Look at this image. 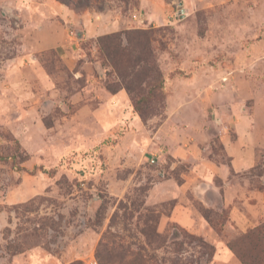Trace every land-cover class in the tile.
Instances as JSON below:
<instances>
[{
  "label": "rangeland",
  "instance_id": "1",
  "mask_svg": "<svg viewBox=\"0 0 264 264\" xmlns=\"http://www.w3.org/2000/svg\"><path fill=\"white\" fill-rule=\"evenodd\" d=\"M128 1H95L104 9L89 10L119 18V32H154L163 95L147 119L134 110L143 125L127 122L104 138L80 114L119 83L97 40L84 45L81 76L52 52L23 63L16 83L15 63H0V264H31L36 250L62 264H264V0ZM9 21L0 11L2 56L16 40ZM243 116L260 144L257 167L233 180L247 218L237 224L220 196L209 207L190 198L216 244L168 219L174 202L148 199L156 183L183 184L192 167L168 154L166 129L192 131L193 141L203 127L211 135L204 154L229 164L221 136L228 129L234 139L232 123ZM221 246L232 256H218Z\"/></svg>",
  "mask_w": 264,
  "mask_h": 264
},
{
  "label": "crops",
  "instance_id": "2",
  "mask_svg": "<svg viewBox=\"0 0 264 264\" xmlns=\"http://www.w3.org/2000/svg\"><path fill=\"white\" fill-rule=\"evenodd\" d=\"M0 11L6 20H10V24L14 17L16 25L13 34L9 35L16 38L15 42L8 44L10 56L0 54V63L16 65L15 73L10 75L14 83L17 82V70L21 69L23 63H43L40 57L49 52L55 53L69 71L81 76L82 72L78 66L83 57L84 45L121 29V21L111 13H96L91 10L76 12L58 0H0ZM98 81L99 79L95 78L93 83ZM102 98L104 102L99 108L92 110L84 107L80 114L92 116L93 130L105 133L104 138L121 129L127 122L135 126L143 125L134 113L125 91L111 94L102 90ZM195 127L197 126H193ZM195 130L193 133L196 140L193 141L192 131L181 133L165 130L168 154L179 163H188L192 167L182 175L184 181L181 185L172 177L156 183L150 192L148 204L174 202L168 219L184 228L192 229L194 233L206 239L212 238L211 241L218 244L217 240L214 241L216 236L208 231V222L191 205L190 198L198 199L209 207V201L215 202L211 198L220 196L222 207L230 209L236 223L241 225V220L247 218L244 216L245 209L238 201L242 185L233 180L251 174V170L257 167L260 160V144L251 118H237L231 127L235 138L230 136L228 129H225L221 136L225 152L230 158L229 164H225L204 154L211 140L210 133L203 127L202 130L198 127ZM217 179L223 181L222 186L216 185ZM222 254L226 258L232 256L223 246L218 256ZM68 255H71V252ZM31 259V264H62L59 256L44 250L33 251Z\"/></svg>",
  "mask_w": 264,
  "mask_h": 264
},
{
  "label": "trees",
  "instance_id": "3",
  "mask_svg": "<svg viewBox=\"0 0 264 264\" xmlns=\"http://www.w3.org/2000/svg\"><path fill=\"white\" fill-rule=\"evenodd\" d=\"M76 12L92 8L102 11L104 0H58ZM126 5L128 0H117ZM152 30H129L101 36L97 45L103 66L111 67L119 80L106 86L117 94L125 89L131 96L134 110L145 120L147 108L162 100L163 77L155 60ZM1 158V157H0ZM206 248H208L206 246ZM213 251V249L211 248Z\"/></svg>",
  "mask_w": 264,
  "mask_h": 264
},
{
  "label": "built area",
  "instance_id": "4",
  "mask_svg": "<svg viewBox=\"0 0 264 264\" xmlns=\"http://www.w3.org/2000/svg\"><path fill=\"white\" fill-rule=\"evenodd\" d=\"M161 153H163V150H161ZM159 160H160V158L158 156L153 155L152 157H150V163L151 164H158ZM94 264H98V263L94 262Z\"/></svg>",
  "mask_w": 264,
  "mask_h": 264
}]
</instances>
